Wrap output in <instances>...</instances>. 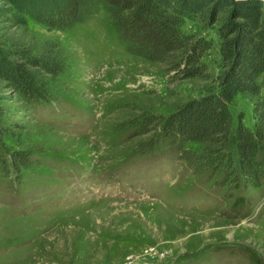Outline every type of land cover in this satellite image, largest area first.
Segmentation results:
<instances>
[{
    "label": "rangeland",
    "instance_id": "rangeland-1",
    "mask_svg": "<svg viewBox=\"0 0 264 264\" xmlns=\"http://www.w3.org/2000/svg\"><path fill=\"white\" fill-rule=\"evenodd\" d=\"M217 29L183 26L216 44ZM46 40L72 61L51 102L24 103L0 82L9 119L25 127L5 153L31 161L0 168V264H264V167L251 185L228 158L202 169L164 136L167 119L220 75L219 47L204 58L209 80H181L130 54L105 12L66 32L0 26L7 46ZM229 109L232 136L241 117L253 129L250 98ZM143 113L161 119L155 133L120 126Z\"/></svg>",
    "mask_w": 264,
    "mask_h": 264
},
{
    "label": "trees",
    "instance_id": "trees-1",
    "mask_svg": "<svg viewBox=\"0 0 264 264\" xmlns=\"http://www.w3.org/2000/svg\"><path fill=\"white\" fill-rule=\"evenodd\" d=\"M102 12L110 15L130 54L166 67L177 79L209 80L204 58L219 47L220 75L205 88L204 97L167 119L164 136L179 146L188 162L203 169L217 164L218 157L228 158L230 169L234 163L248 183L259 186L264 167V0H0V26L25 28L33 21L66 32ZM187 21L217 25L218 43L187 34L183 30ZM71 67L69 55L56 41L36 47L0 43V82L24 103L51 102L59 79ZM239 96L253 102L254 125L248 128L241 117L232 136L229 106ZM4 100L0 92V168L8 170L11 164L19 169L31 165L29 157L17 151L8 157L3 144L8 138L20 140L25 127L9 119ZM162 124L158 117L143 113L120 126L133 125L140 134H151ZM188 142L202 145L204 155L184 149ZM233 143L235 153L230 156L227 150Z\"/></svg>",
    "mask_w": 264,
    "mask_h": 264
}]
</instances>
